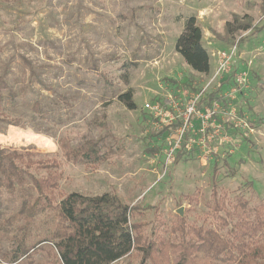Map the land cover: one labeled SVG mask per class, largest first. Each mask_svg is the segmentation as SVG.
Here are the masks:
<instances>
[{
    "label": "rangeland",
    "instance_id": "374dc122",
    "mask_svg": "<svg viewBox=\"0 0 264 264\" xmlns=\"http://www.w3.org/2000/svg\"><path fill=\"white\" fill-rule=\"evenodd\" d=\"M263 11L264 0H0V78L8 85L0 147L31 159L35 175L46 172L34 169L37 162L49 163L63 195H117L137 209L133 221L147 223L148 239L172 237L177 216L227 237L211 209L213 188L226 204L245 202L244 219L256 209L264 218ZM233 14L251 20L235 44L217 36ZM189 16L202 30L207 73L194 72L175 50ZM128 90L133 110L117 98ZM196 96L197 114L183 126L181 113ZM35 102L45 104V117L33 112ZM148 102L161 117L145 109ZM207 109L215 110L209 118ZM62 141L97 143L107 156L69 161ZM8 198L11 213L18 204ZM41 247L16 264H52L49 244ZM13 248L0 242V264H12Z\"/></svg>",
    "mask_w": 264,
    "mask_h": 264
},
{
    "label": "trees",
    "instance_id": "16d2710c",
    "mask_svg": "<svg viewBox=\"0 0 264 264\" xmlns=\"http://www.w3.org/2000/svg\"><path fill=\"white\" fill-rule=\"evenodd\" d=\"M249 28L251 20L247 15L233 14L224 24L223 35L217 36L230 43L236 32ZM175 50L194 72L209 71V55L194 16L185 19ZM24 63L33 71L25 59ZM5 90L8 85L0 78V107ZM7 94L10 103L15 105L14 94ZM117 98L127 109L136 108L130 90ZM44 107V103L35 102L32 110L43 118L47 112ZM6 122L20 124L18 120ZM60 148L65 158L73 162H95L107 156L101 154L97 143L87 142L73 148L62 141ZM50 162L56 165L54 160ZM32 164L22 153L0 147V242L14 243L9 263L31 259L42 249V244H49L52 264H132L121 263L125 257L136 259L137 264H264V243L258 241L259 235H264L261 211L256 209L252 220L244 219L246 203L227 202L231 204L227 208L225 196L217 188L212 189L211 209L221 228L227 229V237L215 229L187 225L183 216H177L169 229L172 237L148 239L143 234L147 223L133 221L137 209L123 203L117 195L90 196L78 192L63 195L57 192V174L50 170L49 163H36L35 170H46L40 175L31 171ZM3 194L8 200H17L15 211L6 212L7 200L2 199Z\"/></svg>",
    "mask_w": 264,
    "mask_h": 264
},
{
    "label": "built area",
    "instance_id": "2783aa9c",
    "mask_svg": "<svg viewBox=\"0 0 264 264\" xmlns=\"http://www.w3.org/2000/svg\"><path fill=\"white\" fill-rule=\"evenodd\" d=\"M222 56L227 58L229 55H227L226 53L223 52ZM226 63H223L221 65L225 66ZM197 99H198V96L194 97L190 102H188L185 105V108H184V110L181 113V117L183 118V122H182L183 126H185L187 124V122L189 121L190 117H192L193 115L197 114V111H196V101H197ZM145 109H147L148 111L153 113L155 117H161L162 116L161 109L158 106H156V105H152L150 102L145 104ZM214 112H215V110H213V109L212 110L207 109L204 117L205 118H209L211 115L214 114ZM180 131L182 133L183 132V128H181ZM180 139H181V135H180L178 141L175 142L176 148L178 147ZM171 159H172V155L168 154V161H170Z\"/></svg>",
    "mask_w": 264,
    "mask_h": 264
}]
</instances>
